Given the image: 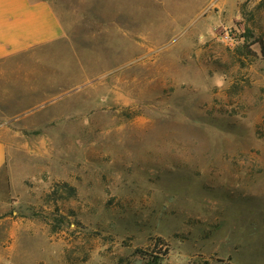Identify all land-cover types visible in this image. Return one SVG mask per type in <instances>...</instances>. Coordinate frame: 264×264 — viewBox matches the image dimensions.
Instances as JSON below:
<instances>
[{"label":"rangeland","instance_id":"rangeland-1","mask_svg":"<svg viewBox=\"0 0 264 264\" xmlns=\"http://www.w3.org/2000/svg\"><path fill=\"white\" fill-rule=\"evenodd\" d=\"M67 37L0 66V264H264L263 0H48Z\"/></svg>","mask_w":264,"mask_h":264},{"label":"crops","instance_id":"crops-1","mask_svg":"<svg viewBox=\"0 0 264 264\" xmlns=\"http://www.w3.org/2000/svg\"><path fill=\"white\" fill-rule=\"evenodd\" d=\"M66 37V27L50 1L0 0V66ZM7 155V146L0 134V178L4 180Z\"/></svg>","mask_w":264,"mask_h":264},{"label":"trees","instance_id":"trees-1","mask_svg":"<svg viewBox=\"0 0 264 264\" xmlns=\"http://www.w3.org/2000/svg\"><path fill=\"white\" fill-rule=\"evenodd\" d=\"M263 5H264V0H263Z\"/></svg>","mask_w":264,"mask_h":264}]
</instances>
